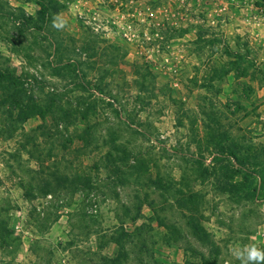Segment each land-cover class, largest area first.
I'll list each match as a JSON object with an SVG mask.
<instances>
[{"label":"rangeland","instance_id":"374dc122","mask_svg":"<svg viewBox=\"0 0 264 264\" xmlns=\"http://www.w3.org/2000/svg\"><path fill=\"white\" fill-rule=\"evenodd\" d=\"M245 246L264 251V0H0V264Z\"/></svg>","mask_w":264,"mask_h":264},{"label":"clouds","instance_id":"9594fccd","mask_svg":"<svg viewBox=\"0 0 264 264\" xmlns=\"http://www.w3.org/2000/svg\"><path fill=\"white\" fill-rule=\"evenodd\" d=\"M53 27L62 28L65 21L59 17H54L52 21ZM235 255L241 260V264H264V251L255 246H245L242 250H236Z\"/></svg>","mask_w":264,"mask_h":264},{"label":"trees","instance_id":"16d2710c","mask_svg":"<svg viewBox=\"0 0 264 264\" xmlns=\"http://www.w3.org/2000/svg\"><path fill=\"white\" fill-rule=\"evenodd\" d=\"M15 79H17V78H15V77H11V80L14 81V82H16Z\"/></svg>","mask_w":264,"mask_h":264}]
</instances>
